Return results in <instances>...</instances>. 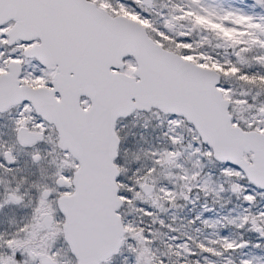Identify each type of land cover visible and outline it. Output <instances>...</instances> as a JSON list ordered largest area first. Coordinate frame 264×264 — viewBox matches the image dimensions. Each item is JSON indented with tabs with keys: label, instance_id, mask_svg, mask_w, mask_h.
<instances>
[{
	"label": "snow or ice",
	"instance_id": "6c2138e0",
	"mask_svg": "<svg viewBox=\"0 0 264 264\" xmlns=\"http://www.w3.org/2000/svg\"><path fill=\"white\" fill-rule=\"evenodd\" d=\"M0 264H264V0H0Z\"/></svg>",
	"mask_w": 264,
	"mask_h": 264
}]
</instances>
